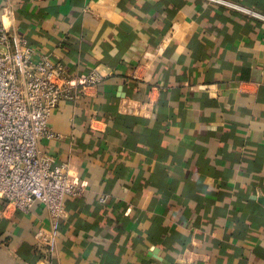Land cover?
<instances>
[{
	"label": "crops",
	"instance_id": "1",
	"mask_svg": "<svg viewBox=\"0 0 264 264\" xmlns=\"http://www.w3.org/2000/svg\"><path fill=\"white\" fill-rule=\"evenodd\" d=\"M222 1L264 16V0ZM0 22L35 61L105 76L39 142L84 187L55 252L45 205L0 200V264H264L263 19L209 0H0Z\"/></svg>",
	"mask_w": 264,
	"mask_h": 264
},
{
	"label": "built area",
	"instance_id": "2",
	"mask_svg": "<svg viewBox=\"0 0 264 264\" xmlns=\"http://www.w3.org/2000/svg\"><path fill=\"white\" fill-rule=\"evenodd\" d=\"M209 1L264 20L225 1ZM104 78L97 68L84 76H68L61 63L53 65L48 57L35 61L27 41L0 22V200L6 204L2 213L27 212L37 202L45 205L51 220L52 254L65 216V198L81 196L84 187L71 179L65 165L56 166L45 158L39 142L54 136L49 119L55 107L74 101L78 89L87 93L96 88Z\"/></svg>",
	"mask_w": 264,
	"mask_h": 264
}]
</instances>
